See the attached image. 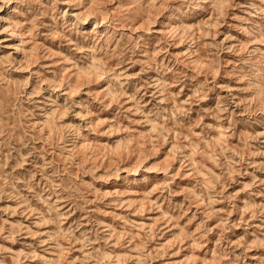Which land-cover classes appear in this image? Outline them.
<instances>
[{
    "label": "rangeland",
    "instance_id": "rangeland-1",
    "mask_svg": "<svg viewBox=\"0 0 264 264\" xmlns=\"http://www.w3.org/2000/svg\"><path fill=\"white\" fill-rule=\"evenodd\" d=\"M0 264H264V0H0Z\"/></svg>",
    "mask_w": 264,
    "mask_h": 264
}]
</instances>
